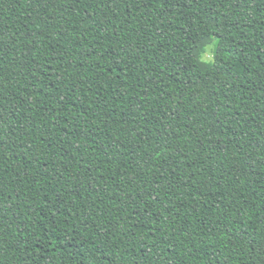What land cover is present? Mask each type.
Instances as JSON below:
<instances>
[{
  "label": "trees",
  "instance_id": "obj_1",
  "mask_svg": "<svg viewBox=\"0 0 264 264\" xmlns=\"http://www.w3.org/2000/svg\"><path fill=\"white\" fill-rule=\"evenodd\" d=\"M0 264H264V0H0Z\"/></svg>",
  "mask_w": 264,
  "mask_h": 264
},
{
  "label": "rangeland",
  "instance_id": "obj_2",
  "mask_svg": "<svg viewBox=\"0 0 264 264\" xmlns=\"http://www.w3.org/2000/svg\"><path fill=\"white\" fill-rule=\"evenodd\" d=\"M215 46L216 43L213 42L212 44L208 45V47L206 48V51L202 53V57L200 59V64L202 66H208V64H206L207 61H212L213 56H214V50H215Z\"/></svg>",
  "mask_w": 264,
  "mask_h": 264
},
{
  "label": "clouds",
  "instance_id": "obj_3",
  "mask_svg": "<svg viewBox=\"0 0 264 264\" xmlns=\"http://www.w3.org/2000/svg\"><path fill=\"white\" fill-rule=\"evenodd\" d=\"M206 64H208L209 66H211V62L210 61H207Z\"/></svg>",
  "mask_w": 264,
  "mask_h": 264
}]
</instances>
